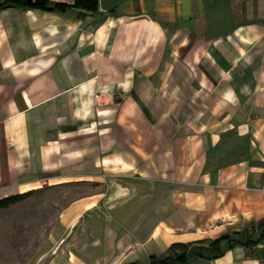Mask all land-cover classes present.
Listing matches in <instances>:
<instances>
[{
	"label": "crops",
	"instance_id": "0c3cea01",
	"mask_svg": "<svg viewBox=\"0 0 264 264\" xmlns=\"http://www.w3.org/2000/svg\"><path fill=\"white\" fill-rule=\"evenodd\" d=\"M56 1L0 9V198L104 189L33 264H264L210 252L264 220V0Z\"/></svg>",
	"mask_w": 264,
	"mask_h": 264
},
{
	"label": "rangeland",
	"instance_id": "374dc122",
	"mask_svg": "<svg viewBox=\"0 0 264 264\" xmlns=\"http://www.w3.org/2000/svg\"><path fill=\"white\" fill-rule=\"evenodd\" d=\"M103 189L92 182L44 184L0 210V264H33L61 210L75 198Z\"/></svg>",
	"mask_w": 264,
	"mask_h": 264
},
{
	"label": "trees",
	"instance_id": "16d2710c",
	"mask_svg": "<svg viewBox=\"0 0 264 264\" xmlns=\"http://www.w3.org/2000/svg\"><path fill=\"white\" fill-rule=\"evenodd\" d=\"M10 6L55 9L58 7H66V4L56 0H0V9ZM34 190L35 189H32L26 192L11 194L3 198H0V210L7 209L10 206L19 203L20 200L25 198ZM258 233L259 235L258 237H256V234ZM263 238H264V220L260 221L256 226H254L251 231L246 230L240 233H236L232 237H223L212 243L210 246L211 258H218L223 255V249L221 248L223 242H227L229 248H233L234 246L237 245H241L249 248L256 246L258 242H260ZM186 261H187L186 255L182 254L174 258L168 256L152 264H179V263H185Z\"/></svg>",
	"mask_w": 264,
	"mask_h": 264
}]
</instances>
